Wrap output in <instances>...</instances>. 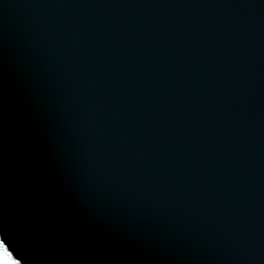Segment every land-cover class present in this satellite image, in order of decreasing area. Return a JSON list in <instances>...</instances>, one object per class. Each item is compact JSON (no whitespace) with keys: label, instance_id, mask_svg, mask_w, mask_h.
<instances>
[{"label":"water","instance_id":"water-1","mask_svg":"<svg viewBox=\"0 0 264 264\" xmlns=\"http://www.w3.org/2000/svg\"><path fill=\"white\" fill-rule=\"evenodd\" d=\"M0 238L264 264V0H0Z\"/></svg>","mask_w":264,"mask_h":264},{"label":"snow or ice","instance_id":"snow-or-ice-1","mask_svg":"<svg viewBox=\"0 0 264 264\" xmlns=\"http://www.w3.org/2000/svg\"><path fill=\"white\" fill-rule=\"evenodd\" d=\"M0 264H22V261L14 255L3 238H0Z\"/></svg>","mask_w":264,"mask_h":264}]
</instances>
